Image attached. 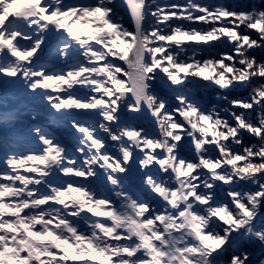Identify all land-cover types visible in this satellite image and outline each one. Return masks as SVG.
I'll use <instances>...</instances> for the list:
<instances>
[{"label": "snow or ice", "instance_id": "obj_1", "mask_svg": "<svg viewBox=\"0 0 264 264\" xmlns=\"http://www.w3.org/2000/svg\"><path fill=\"white\" fill-rule=\"evenodd\" d=\"M124 6L131 25L119 0H0V264H249L264 8ZM196 81L248 97L209 104Z\"/></svg>", "mask_w": 264, "mask_h": 264}, {"label": "trees", "instance_id": "obj_2", "mask_svg": "<svg viewBox=\"0 0 264 264\" xmlns=\"http://www.w3.org/2000/svg\"><path fill=\"white\" fill-rule=\"evenodd\" d=\"M121 4V13L125 17L126 23L131 25L130 18L126 12L125 6H124V0H119ZM159 3H168L170 0H158ZM236 4H238L240 7L245 8V9H250V8H264V0H234ZM233 45L229 44L227 41L223 43L217 44L215 48V53L220 54L224 52H231L233 49ZM258 57V59H264V50H256L255 53H253ZM54 59V57H53ZM253 83L259 84V80H254ZM190 88L197 90L199 96L207 101L209 104L212 103H219L222 106H225L227 104L226 101L224 100H215L213 97L216 96L217 93H220V95H227L229 98H247L248 97V88H236L233 89L227 93L221 92L220 89L215 88L212 85L206 84L202 81H196L193 85L190 86ZM19 94L16 92V90H12L11 96L13 99V102H15L16 97ZM237 111H240L239 109H236ZM57 120L62 121L64 127L59 129L58 131L63 133V134H70L71 129L67 127L68 121L65 118H60V117H54ZM254 118V117H250ZM252 137L245 135V142H251ZM2 167V165H0ZM223 195V194H222ZM257 227H260V223L258 222ZM237 250H247L250 255L251 259L249 261V264H264V245L259 244L258 241L253 240L251 237L247 238H242L241 242L237 246Z\"/></svg>", "mask_w": 264, "mask_h": 264}, {"label": "water", "instance_id": "obj_3", "mask_svg": "<svg viewBox=\"0 0 264 264\" xmlns=\"http://www.w3.org/2000/svg\"><path fill=\"white\" fill-rule=\"evenodd\" d=\"M125 9H126V12H127L128 16H129V18H130V15H129V13H128V10H127L126 6H125ZM130 21H131V19H130Z\"/></svg>", "mask_w": 264, "mask_h": 264}]
</instances>
